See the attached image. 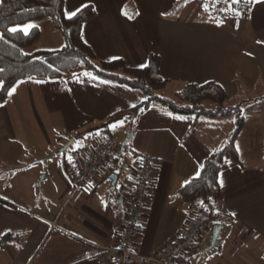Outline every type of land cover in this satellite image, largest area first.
<instances>
[{"label": "crops", "instance_id": "crops-1", "mask_svg": "<svg viewBox=\"0 0 264 264\" xmlns=\"http://www.w3.org/2000/svg\"><path fill=\"white\" fill-rule=\"evenodd\" d=\"M182 1L171 12L179 0H65L64 11L68 17L89 3L96 9V16L83 24L82 36L99 60L124 59L142 67L156 52L161 74L169 80L163 89L175 93L186 83L214 80L229 94L227 101H242L246 124L236 140L241 163L223 161L219 182L224 197L211 209L219 220L208 223L193 248L172 264H264V0H251L248 12L231 1L221 9L215 0ZM44 19L38 20L55 27ZM34 23L40 28V22ZM57 38L52 43L57 47L38 49L59 48ZM13 89L0 103V172H21L70 137L75 145V134L104 122L105 128L121 123L133 129L138 157L115 197L105 182L111 165L82 189H76L73 171L62 166L58 181L47 186L52 195L47 190L34 199L5 195H13L18 178L0 176V237L26 233L23 240L0 247V264H103L99 248L117 244L128 219L140 154L154 157L155 165L135 252H160L194 219L177 191L199 174L235 123L232 114L182 116L159 103L133 112L146 97L141 89L85 70L58 79H22ZM98 144L72 152L85 160ZM215 223L222 224L221 235L204 252Z\"/></svg>", "mask_w": 264, "mask_h": 264}, {"label": "trees", "instance_id": "trees-1", "mask_svg": "<svg viewBox=\"0 0 264 264\" xmlns=\"http://www.w3.org/2000/svg\"><path fill=\"white\" fill-rule=\"evenodd\" d=\"M246 1L249 3L251 0ZM182 3L179 0L171 12H175ZM64 6L65 0H0V33L4 34V38L0 39V69L3 70L0 71V103L7 100L11 90L22 79H58L66 74L85 70L103 79L141 89L146 97L142 103L131 108L133 112L144 111L153 103H159L182 116L203 115L217 118L232 114L235 123L228 137L205 159L199 174L189 179L176 193L191 209L201 206L211 211L224 197L219 182L223 161L233 159L241 163L236 140L246 124L242 101L227 104L229 94L214 80L186 83L175 92L174 98L165 95L161 90L167 86L169 80L161 74V56L156 52L150 53L148 63L142 67L129 66L124 59L99 60L82 36L83 24L96 16V9L92 4H86L69 19L65 15ZM234 6L241 7L240 4ZM249 9L244 7L246 12ZM45 17L50 18L63 35L65 41L62 47L29 52L26 49L41 34L37 26L31 28L27 34L7 31ZM207 101H212L214 106L208 107ZM104 123L103 127L106 125ZM121 155L122 152L119 151L114 158L113 170H120ZM62 165L69 172L67 158L64 157ZM211 214L208 223L219 220L216 213ZM25 236V232H8L0 237V247L9 241H21ZM177 259L179 258L175 260Z\"/></svg>", "mask_w": 264, "mask_h": 264}, {"label": "built area", "instance_id": "built-area-1", "mask_svg": "<svg viewBox=\"0 0 264 264\" xmlns=\"http://www.w3.org/2000/svg\"><path fill=\"white\" fill-rule=\"evenodd\" d=\"M239 4L249 8L250 3L240 0ZM227 7V6H226ZM118 155L115 141L110 136L102 139L92 153L83 160L79 154L72 152L68 158V167L75 179L76 189L88 187L91 180L106 166H113ZM134 190L127 206L128 219L123 227L119 242L110 247L99 248L98 258L103 264H172L192 248L196 239L207 229L211 211L196 206L194 219L181 237L171 241L158 253L142 254L135 252V243L139 235L143 210L151 189V178L155 158L143 155L139 158Z\"/></svg>", "mask_w": 264, "mask_h": 264}, {"label": "rangeland", "instance_id": "rangeland-1", "mask_svg": "<svg viewBox=\"0 0 264 264\" xmlns=\"http://www.w3.org/2000/svg\"><path fill=\"white\" fill-rule=\"evenodd\" d=\"M197 4H201L200 0H198ZM226 1V2H225ZM231 1L232 3H235L237 5L239 0H215L217 8L225 7L228 2ZM198 8H201V5H198ZM221 11L218 10L217 14H220ZM227 14V13H226ZM230 16V18H232ZM44 20H49L50 18L45 17ZM34 22H40L38 25L40 26V38H38L32 45H30L26 50L29 52H34L35 49H38L40 47H46L44 45H49L48 47H57V44L55 43L58 39L57 36H60L62 40L61 46H58L59 48L64 45V37L61 35V33L56 29V27H52L48 23H45V21H39L38 19L32 20L29 22H26L24 24H20L19 26H24L27 24H33ZM35 24V23H34ZM17 27V26H16ZM30 30V29H29ZM59 40V39H58ZM163 93H166L167 95L171 97H175V93L170 92L168 89H162ZM235 104V101H227V104ZM208 107H213L214 103L212 101H207ZM95 126V127H94ZM92 127H88L83 130V133L81 135L75 134L74 136L77 138V143L73 145L69 150H67L64 153H61L58 151V149L61 147L55 148L54 151L48 152L47 156L40 159L39 161H33V163H27V167L20 171H1L0 176H3L6 179H11V177H16L17 184L14 187H12V190H14L13 195L10 193H6L8 197H11L13 200H18V197H22L24 199H34V196L40 197L46 195V191L48 190L47 186L50 184V182L58 181V177L60 174H62V162L65 158H69L71 155V152L74 150H79L78 147H82V149H89L91 146L94 145L96 142H100V140L110 136L113 138V140L116 143L117 150L122 152L120 161L122 162L121 165V179L116 187H111L109 180H105L107 190L109 191L110 195H113L114 197L121 193L123 190L124 185L127 183L126 177L127 175H132V172H134L135 167V158L138 157L137 154L135 155V150L133 147V141L131 140L127 147L123 150H121L122 143L126 139L129 132H133V129L125 130L121 123L118 124H110V128H105L102 126V124H95ZM72 138V137H70ZM81 139V140H80ZM78 142H81V144H78ZM53 154V155H52ZM141 155V156H140ZM139 156L142 157L145 154H140ZM45 175H48V179L43 180ZM5 192V191H4ZM48 193L52 195L53 191L51 188V191L48 190ZM20 199V198H19Z\"/></svg>", "mask_w": 264, "mask_h": 264}, {"label": "water", "instance_id": "water-1", "mask_svg": "<svg viewBox=\"0 0 264 264\" xmlns=\"http://www.w3.org/2000/svg\"><path fill=\"white\" fill-rule=\"evenodd\" d=\"M133 135V132H129L126 139L122 143L121 150L124 149V147L130 142L131 137ZM74 144V138H69L59 149L58 151L61 153L66 152L69 150ZM107 179L110 181L111 187H116L121 179V171H110ZM123 201V198H120V202ZM222 231V224L220 223H215L212 227V233H211V239H210V244L204 248V252L212 250L216 244L217 241L221 235Z\"/></svg>", "mask_w": 264, "mask_h": 264}, {"label": "snow or ice", "instance_id": "snow-or-ice-1", "mask_svg": "<svg viewBox=\"0 0 264 264\" xmlns=\"http://www.w3.org/2000/svg\"><path fill=\"white\" fill-rule=\"evenodd\" d=\"M75 15H76V12H70V13H68V18L70 19V18H72ZM33 27H34V25L27 24V25H24V26L12 27V28L8 29L7 31L10 32V33L23 32L24 34H27L29 29H31ZM3 38H4V34L0 33V39H3ZM0 71H3V70L0 69ZM13 91H14V89H13ZM180 118L183 119V117H180Z\"/></svg>", "mask_w": 264, "mask_h": 264}]
</instances>
